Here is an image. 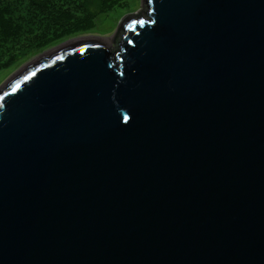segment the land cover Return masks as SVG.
Listing matches in <instances>:
<instances>
[{
  "label": "water",
  "instance_id": "1",
  "mask_svg": "<svg viewBox=\"0 0 264 264\" xmlns=\"http://www.w3.org/2000/svg\"><path fill=\"white\" fill-rule=\"evenodd\" d=\"M141 7L0 87V264H264V0Z\"/></svg>",
  "mask_w": 264,
  "mask_h": 264
},
{
  "label": "trees",
  "instance_id": "2",
  "mask_svg": "<svg viewBox=\"0 0 264 264\" xmlns=\"http://www.w3.org/2000/svg\"><path fill=\"white\" fill-rule=\"evenodd\" d=\"M85 1L0 0V73L57 42L90 31L93 22ZM98 1L105 11L124 4V0Z\"/></svg>",
  "mask_w": 264,
  "mask_h": 264
},
{
  "label": "rangeland",
  "instance_id": "3",
  "mask_svg": "<svg viewBox=\"0 0 264 264\" xmlns=\"http://www.w3.org/2000/svg\"><path fill=\"white\" fill-rule=\"evenodd\" d=\"M84 4L87 12L90 14L91 21L93 22V26L91 30L85 32L84 34L78 35L76 37H71L67 40L57 42L50 47L44 49L42 52L36 53L34 55L29 56L25 61L15 66V68L9 69L8 71H4L0 73V87L8 81L14 74H16L20 69L34 61L36 58L40 57L43 52H46L52 48H55L63 43H67L74 39H92V38H100L105 41L110 42L109 46L112 48L114 44L111 42L113 38L116 37L117 26L120 20L124 16H131L135 14H139L142 11L141 0H124V4L120 3L117 7L118 9L124 7L122 11L118 9H108L106 7L104 9L101 8L98 0H86ZM111 40V41H110Z\"/></svg>",
  "mask_w": 264,
  "mask_h": 264
},
{
  "label": "bare ground",
  "instance_id": "4",
  "mask_svg": "<svg viewBox=\"0 0 264 264\" xmlns=\"http://www.w3.org/2000/svg\"><path fill=\"white\" fill-rule=\"evenodd\" d=\"M104 42H106L107 44H108V41H104ZM110 43V42H109Z\"/></svg>",
  "mask_w": 264,
  "mask_h": 264
},
{
  "label": "snow or ice",
  "instance_id": "5",
  "mask_svg": "<svg viewBox=\"0 0 264 264\" xmlns=\"http://www.w3.org/2000/svg\"><path fill=\"white\" fill-rule=\"evenodd\" d=\"M17 87H18V85H17ZM125 119H127V117H125Z\"/></svg>",
  "mask_w": 264,
  "mask_h": 264
}]
</instances>
